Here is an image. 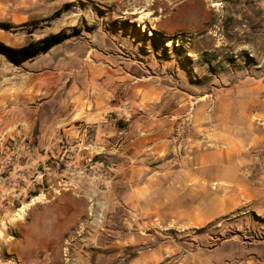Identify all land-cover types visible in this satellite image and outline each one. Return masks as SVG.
Masks as SVG:
<instances>
[{
    "label": "rangeland",
    "instance_id": "obj_1",
    "mask_svg": "<svg viewBox=\"0 0 264 264\" xmlns=\"http://www.w3.org/2000/svg\"><path fill=\"white\" fill-rule=\"evenodd\" d=\"M61 31L73 37L22 64L0 52V79L34 76L46 112L72 111L69 90L90 89L105 116L78 127L83 137L58 135L62 187L53 181L24 215L0 213V264H129L149 234L198 258L263 241L264 216L243 195L264 188V0H0V42L20 48ZM152 178L147 199L174 223L163 236L125 207L140 206L132 194ZM209 203L211 223L176 225L183 208Z\"/></svg>",
    "mask_w": 264,
    "mask_h": 264
},
{
    "label": "crops",
    "instance_id": "obj_2",
    "mask_svg": "<svg viewBox=\"0 0 264 264\" xmlns=\"http://www.w3.org/2000/svg\"><path fill=\"white\" fill-rule=\"evenodd\" d=\"M89 91L90 89H86L83 91L84 94L77 96L74 94L75 89L71 88L69 93L73 94L65 102L69 105L73 104L72 111L58 112L55 108L53 111L46 112L41 111L43 104H39L38 107L35 105L37 82L34 76L22 79V83L21 79L14 74L7 75L4 82L0 79V213L10 212L13 207L24 206L30 200L31 203L28 205L32 206L35 204L36 196L47 198L52 193V182L57 180L52 178V158L58 159L62 153L58 135L65 133L71 138H79L83 134L81 130H76L78 127H81L83 123L100 122L105 116V110L100 109V94L98 92L93 94ZM75 106L78 112L74 110ZM11 140L19 142L22 156L14 158L13 165L6 167L3 166L4 158L12 154L5 152L4 147ZM260 144V142L253 144V147H258ZM262 155L261 152L257 153L259 161L263 158ZM82 158L84 159L85 156ZM204 161L208 162V160ZM7 176H12L16 184L5 186L3 179ZM124 180L131 182L127 175L120 179V181ZM152 180L153 178L147 183L143 181L138 191L135 192L138 194H132L140 197V206L135 208L128 204L125 207L130 212H139L143 219L140 227L154 229L157 234L163 236L161 229L166 224L174 223L164 221V205L158 203V199L154 201L147 199L153 193ZM54 182H57L54 184L56 189L62 187V179ZM116 191L112 188L107 190L106 194H115ZM155 196L157 198L158 194ZM243 197H248V199L252 197V206L256 208L259 215L264 216V188L252 189L251 193H245ZM144 198L145 201L142 200ZM117 209L119 207L113 205V211L116 212ZM182 212L185 215L181 220L178 217L175 221L177 226L203 227L212 222L213 207L210 203L207 205L193 204L183 208ZM149 236L151 238H145L142 241L143 244H149L148 250L142 252L129 264H259L260 260H264V240L244 241L238 251L222 252L223 248L220 250L210 248L204 253L203 258H198L195 248L185 250L179 242L165 240L153 234ZM119 242L120 240H115V243ZM115 250L117 251L111 254L114 259L121 256L118 249ZM237 257L239 258L237 262H231Z\"/></svg>",
    "mask_w": 264,
    "mask_h": 264
},
{
    "label": "trees",
    "instance_id": "obj_3",
    "mask_svg": "<svg viewBox=\"0 0 264 264\" xmlns=\"http://www.w3.org/2000/svg\"><path fill=\"white\" fill-rule=\"evenodd\" d=\"M73 35L65 31L52 34L38 42H32L24 47L16 48L0 42V52L6 54L16 64H22L38 55L49 52L54 47L64 43Z\"/></svg>",
    "mask_w": 264,
    "mask_h": 264
},
{
    "label": "built area",
    "instance_id": "obj_4",
    "mask_svg": "<svg viewBox=\"0 0 264 264\" xmlns=\"http://www.w3.org/2000/svg\"><path fill=\"white\" fill-rule=\"evenodd\" d=\"M4 149H5V152H7L8 154H12V155L11 156H8V155L5 156L3 166L10 167L11 165H13V159L14 158H18V157L22 156V154L20 152V144L17 140H11L10 142H7ZM66 152L70 154L71 159H72L71 162H74L73 167L75 170L73 172H75L76 174H80V175L84 174V172H86V171H83L82 169H80L75 164L77 162V159L75 158V156H76L75 154L78 153L77 147H70L67 149ZM91 172H89V173H91ZM3 184L5 186L9 187L12 184L15 185L16 182L12 176H7V178L3 179Z\"/></svg>",
    "mask_w": 264,
    "mask_h": 264
},
{
    "label": "bare ground",
    "instance_id": "obj_5",
    "mask_svg": "<svg viewBox=\"0 0 264 264\" xmlns=\"http://www.w3.org/2000/svg\"><path fill=\"white\" fill-rule=\"evenodd\" d=\"M258 127V126H257ZM264 127V126H263ZM259 128V127H258ZM29 205H24L22 208L19 209L20 215H24L26 212V209Z\"/></svg>",
    "mask_w": 264,
    "mask_h": 264
}]
</instances>
